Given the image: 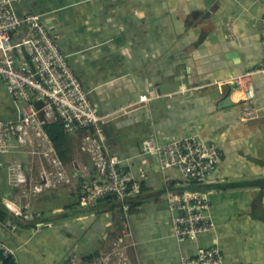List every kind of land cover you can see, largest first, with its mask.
<instances>
[{
	"label": "crops",
	"instance_id": "1",
	"mask_svg": "<svg viewBox=\"0 0 264 264\" xmlns=\"http://www.w3.org/2000/svg\"><path fill=\"white\" fill-rule=\"evenodd\" d=\"M15 9L53 24L59 50L108 117L103 153L131 169L143 193H151L127 213L106 201L80 205V182L91 166L81 145L90 130L65 131L69 151L67 160L59 159L69 181L57 187L42 185L40 172L48 165L14 147L0 158V240L14 248L15 264H180L181 253L192 256L211 245L222 264H264V73L250 77L252 96L240 97L232 83L261 61L264 0H17ZM226 96L233 104L219 107ZM161 98L166 104L154 107V116L149 102ZM245 106L255 110L253 117L244 115ZM16 115L0 82V117ZM190 134L220 151L205 183L215 229L180 246L160 190L185 179L175 167L142 164L137 142ZM18 153L28 160L16 161ZM125 214L131 236L121 249Z\"/></svg>",
	"mask_w": 264,
	"mask_h": 264
},
{
	"label": "built area",
	"instance_id": "2",
	"mask_svg": "<svg viewBox=\"0 0 264 264\" xmlns=\"http://www.w3.org/2000/svg\"><path fill=\"white\" fill-rule=\"evenodd\" d=\"M16 1L0 0V82L17 107L16 117L0 118V156L12 152L15 147L38 157L49 166L40 172V180H45L42 185L57 187L67 184L69 178L43 125L53 117L62 123L66 132L90 130L81 145V149L90 154L91 166L84 168L87 175L80 182V205L94 206L111 197L122 201L123 204L115 207L127 213L135 202H125V199L142 194L145 191L143 183L120 160L103 153L102 125L108 117L100 114L91 102L41 16L32 12L19 14L15 9ZM259 44L262 58L258 65L232 79L245 95H253L250 77L264 73V12ZM36 100L43 102L38 110L34 107ZM139 100L145 102L147 96L143 94ZM39 111L43 112L42 118ZM244 115L253 117L255 110L245 106ZM139 145L141 154L153 155L160 169L177 168L185 179L181 187L208 182L220 158L217 145L198 134L167 142L152 135L142 139ZM180 185H165L163 196L171 218L172 236L181 246L213 231L215 223L209 214V191H169ZM38 188L41 186H35L34 190ZM122 226L118 238L121 249L126 247L131 236L126 214ZM117 253L122 256L121 250ZM0 256L14 258L15 250L0 240ZM122 264H126L125 260ZM180 264H222V256L216 245H211L192 256L181 253Z\"/></svg>",
	"mask_w": 264,
	"mask_h": 264
},
{
	"label": "trees",
	"instance_id": "3",
	"mask_svg": "<svg viewBox=\"0 0 264 264\" xmlns=\"http://www.w3.org/2000/svg\"><path fill=\"white\" fill-rule=\"evenodd\" d=\"M19 14H23V13H19ZM41 18L44 21L46 27L50 30V32L51 31L53 32L55 30V27L53 26V24L50 21H48V19H46L44 17H41ZM244 103H246V102L244 101ZM43 128H44L45 132L47 133V135L49 136V138L51 140L53 139L52 140L53 147H54L58 157L61 158L63 161L67 160V152L69 151V149H68L66 133H65V130H64L62 123L58 119H55L54 121H52L50 123H45L43 125ZM104 201L109 203V202L113 201V199L111 197H106V198H104ZM112 206L115 207L117 205H112ZM0 259L2 260V264H15L14 258H12V257L4 258V257L0 256Z\"/></svg>",
	"mask_w": 264,
	"mask_h": 264
},
{
	"label": "water",
	"instance_id": "4",
	"mask_svg": "<svg viewBox=\"0 0 264 264\" xmlns=\"http://www.w3.org/2000/svg\"><path fill=\"white\" fill-rule=\"evenodd\" d=\"M211 0H204V3L206 5H209ZM228 86L230 87V89L233 88V84L232 83H228ZM233 103L230 101L229 99V96H226L224 97L219 103H218V106L219 107H227V106H231ZM43 105V102L41 100H36L34 102V107L38 110L41 108V106ZM42 115H43V112L42 111H39V116L42 118ZM53 140V139H52ZM260 182V181H259ZM262 183V181H261ZM264 183V181H263ZM210 187L209 185L207 184H201V185H198V186H188V187H172L171 189H169L170 192H182V191H202V190H208ZM161 192L163 191L164 192V189H161L160 190ZM151 193H143V194H140L138 196H133V197H127L125 199V202H136L138 201L139 199H142V198H145V197H148L150 196ZM120 200H113L111 202H109L107 205H119L120 204ZM5 212H8L5 208L3 209ZM8 216L11 218V219H14L16 221H21V218L20 217H17L15 216L13 213H8ZM48 219H52L51 217H48ZM32 223H36V221H32Z\"/></svg>",
	"mask_w": 264,
	"mask_h": 264
},
{
	"label": "rangeland",
	"instance_id": "5",
	"mask_svg": "<svg viewBox=\"0 0 264 264\" xmlns=\"http://www.w3.org/2000/svg\"><path fill=\"white\" fill-rule=\"evenodd\" d=\"M166 100H165V98H161V99H158V100H156V99H154V100H151L149 103H150V106H151V110L153 111V113H154V116H156L157 114V112L155 111V109H154V107H156V106H158V105H161V106H165V104H166V102H165ZM1 118V117H0ZM150 136V135H149ZM160 136V138L164 141V142H167V141H172V140H174L175 138H168V137H165V136H162V135H159ZM140 141L141 140H139L138 142H137V153H138V157H137V159L142 163V164H144L145 165V163H146V167H152V165H154V164H156V158L153 156V155H151V154H141V149H140V145H139V143H140ZM0 158H1V156H0ZM8 158V155H6L5 157H2V159L1 160H5V159H7ZM15 160L16 161H18L19 163L20 162H22V163H24V162H26L27 160H28V156L26 155V154H24V153H18V154H16V156H15ZM144 166V167H145ZM4 172H5V174L7 175L8 174V169H6V167H4ZM163 195H164V193H163ZM166 205L163 203L162 204V207H165Z\"/></svg>",
	"mask_w": 264,
	"mask_h": 264
},
{
	"label": "bare ground",
	"instance_id": "6",
	"mask_svg": "<svg viewBox=\"0 0 264 264\" xmlns=\"http://www.w3.org/2000/svg\"><path fill=\"white\" fill-rule=\"evenodd\" d=\"M240 92H241V91H240ZM240 92H239V93H237V94H238V95H240V97H241V96H243V95H244V93H242V92L240 93ZM120 204H123V202L121 201V202H120ZM16 214H18V212H16ZM39 220H40V221H38V222H41V221H43V219H39ZM45 220H48V219H47V218H45Z\"/></svg>",
	"mask_w": 264,
	"mask_h": 264
}]
</instances>
